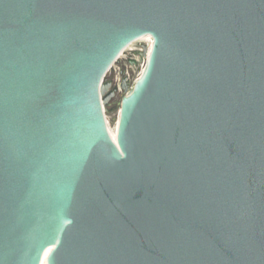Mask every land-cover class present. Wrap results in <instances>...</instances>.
Wrapping results in <instances>:
<instances>
[{
  "label": "water",
  "instance_id": "1",
  "mask_svg": "<svg viewBox=\"0 0 264 264\" xmlns=\"http://www.w3.org/2000/svg\"><path fill=\"white\" fill-rule=\"evenodd\" d=\"M42 260L264 264V0H0V264Z\"/></svg>",
  "mask_w": 264,
  "mask_h": 264
},
{
  "label": "rangeland",
  "instance_id": "2",
  "mask_svg": "<svg viewBox=\"0 0 264 264\" xmlns=\"http://www.w3.org/2000/svg\"><path fill=\"white\" fill-rule=\"evenodd\" d=\"M147 44L148 42L143 39L131 43L111 66L105 76V82L113 80L119 88L122 79L126 78L128 87H132L142 71V47ZM124 95L122 90H118L115 96L103 106L104 121L110 134H115L120 102Z\"/></svg>",
  "mask_w": 264,
  "mask_h": 264
},
{
  "label": "bare ground",
  "instance_id": "3",
  "mask_svg": "<svg viewBox=\"0 0 264 264\" xmlns=\"http://www.w3.org/2000/svg\"><path fill=\"white\" fill-rule=\"evenodd\" d=\"M143 40H145V41L148 42V44H147V49H148V52H149V50H150V48H151L152 41H151V39H149V38H143ZM108 133H109V132H108ZM109 135H110V137H111L112 139H114L115 134H110V133H109ZM41 264H44V263H43V260H42Z\"/></svg>",
  "mask_w": 264,
  "mask_h": 264
},
{
  "label": "built area",
  "instance_id": "4",
  "mask_svg": "<svg viewBox=\"0 0 264 264\" xmlns=\"http://www.w3.org/2000/svg\"><path fill=\"white\" fill-rule=\"evenodd\" d=\"M140 50H138L139 52ZM145 61H146V57H141V63H142V70L144 68V64H145ZM142 72V71H141ZM140 75V74H139ZM139 77V76H138Z\"/></svg>",
  "mask_w": 264,
  "mask_h": 264
},
{
  "label": "flooded vegetation",
  "instance_id": "5",
  "mask_svg": "<svg viewBox=\"0 0 264 264\" xmlns=\"http://www.w3.org/2000/svg\"><path fill=\"white\" fill-rule=\"evenodd\" d=\"M107 83H111V85L113 86H117L116 83L113 81V80H110V81H106Z\"/></svg>",
  "mask_w": 264,
  "mask_h": 264
}]
</instances>
